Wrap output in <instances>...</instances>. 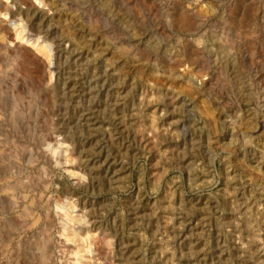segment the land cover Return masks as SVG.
Segmentation results:
<instances>
[{"label":"rangeland","instance_id":"obj_1","mask_svg":"<svg viewBox=\"0 0 264 264\" xmlns=\"http://www.w3.org/2000/svg\"><path fill=\"white\" fill-rule=\"evenodd\" d=\"M0 70V264H264V0H0Z\"/></svg>","mask_w":264,"mask_h":264},{"label":"bare ground","instance_id":"obj_2","mask_svg":"<svg viewBox=\"0 0 264 264\" xmlns=\"http://www.w3.org/2000/svg\"><path fill=\"white\" fill-rule=\"evenodd\" d=\"M179 20L183 25H186L188 22V20L184 16L183 17L180 16ZM11 25L16 38H22L23 36H25L27 40H31L32 42L36 41L38 43L37 45L39 52H41L45 56L52 55V48L50 44L47 43V41L44 38L28 32L26 26L20 23L19 19L15 18L13 21H11ZM33 59H34L33 56L29 54V52H25L24 61L26 63L31 62ZM1 71L2 70H0V72ZM11 190H13V188H11ZM10 193L13 194L14 192L12 191ZM57 207L60 211L59 214L61 216V230L59 232H61V234L65 236V239L67 241H72L76 243L75 246L76 249L74 250L75 264L87 263L85 258H86V254L89 252L90 249L88 248L89 236L86 235V231L88 232L89 227L81 223L82 221V219L80 218L81 216L79 217L78 214L77 215L73 214L74 213L73 211H75L74 210L75 207L72 204V202L71 203L70 202L68 203L66 201L61 202L60 205H58Z\"/></svg>","mask_w":264,"mask_h":264}]
</instances>
